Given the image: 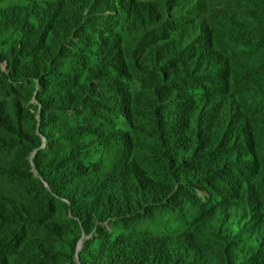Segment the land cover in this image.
<instances>
[{
    "label": "rangeland",
    "instance_id": "374dc122",
    "mask_svg": "<svg viewBox=\"0 0 264 264\" xmlns=\"http://www.w3.org/2000/svg\"><path fill=\"white\" fill-rule=\"evenodd\" d=\"M20 182L79 226L61 264L229 239L264 264V0H0V192Z\"/></svg>",
    "mask_w": 264,
    "mask_h": 264
},
{
    "label": "trees",
    "instance_id": "16d2710c",
    "mask_svg": "<svg viewBox=\"0 0 264 264\" xmlns=\"http://www.w3.org/2000/svg\"><path fill=\"white\" fill-rule=\"evenodd\" d=\"M20 179V177H18ZM20 195L14 196L0 192V264H61L60 258L74 249V242L80 230L72 227L70 217L63 218L57 206L60 200L44 187L34 190L28 184L20 182ZM69 196L74 198L75 193ZM121 212H126L122 199L115 201ZM117 209L109 208L107 200L100 203L94 210L106 213ZM89 213L83 214L85 221ZM90 218V216H89ZM88 222V221H87ZM88 228L94 226L88 222ZM231 248V249H230ZM245 249L230 244L215 245L212 256L200 259L188 252H169L160 249L147 257V264H248L243 259ZM69 264H77L74 254H71ZM83 259V256L80 257ZM133 261H131L132 264ZM97 264H130L124 262L116 253L108 252V256L98 260Z\"/></svg>",
    "mask_w": 264,
    "mask_h": 264
}]
</instances>
